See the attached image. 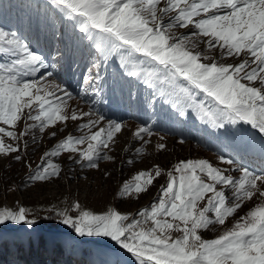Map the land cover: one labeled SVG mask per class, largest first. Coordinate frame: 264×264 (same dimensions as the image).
I'll return each mask as SVG.
<instances>
[{"label":"snow or ice","instance_id":"obj_1","mask_svg":"<svg viewBox=\"0 0 264 264\" xmlns=\"http://www.w3.org/2000/svg\"><path fill=\"white\" fill-rule=\"evenodd\" d=\"M46 3L71 29L53 26L48 56L33 50L18 32L0 26V158L23 162L29 136L33 143L37 131L41 137L46 131L56 137L58 123L66 127L68 121L87 119L78 125L83 135H67L44 153L34 170L28 165V182L61 178L63 169L52 158L62 154L81 170H98L99 161H113L104 150L115 145L126 125L96 108L110 102L106 94H119L123 101L126 92L127 103L146 112L154 113L158 103L168 105L175 120L194 117L229 155L217 157L227 167L196 159L179 161L167 172L159 165L138 172L119 190L121 199L146 194L162 175L167 181L150 207L135 215L114 208L94 214L79 202L72 205L74 216L56 211L59 224L72 235L40 237L42 249L75 254L82 251L80 244L93 243L97 248L89 252L97 259L91 264H125L124 252L136 264H264V168L253 171L240 159L258 152L264 160V0ZM114 58L120 71L110 75ZM78 59L86 62V71L77 95L90 97L88 111L71 109L69 101L76 97L49 79ZM230 59L234 62L227 63ZM156 123L136 127L132 138L141 143L136 156L145 155ZM154 148L164 152L167 145ZM254 198L261 202L230 229L217 238H203V232L224 227ZM27 215L24 207L0 208V227L11 223L35 231L37 222Z\"/></svg>","mask_w":264,"mask_h":264},{"label":"rangeland","instance_id":"obj_2","mask_svg":"<svg viewBox=\"0 0 264 264\" xmlns=\"http://www.w3.org/2000/svg\"><path fill=\"white\" fill-rule=\"evenodd\" d=\"M21 1L22 5L17 0H14V2H11V0H0V3L3 4L2 10H0V26L3 23H10L12 19L11 13L6 6H14L15 8H22L35 13L39 19L40 32L44 35V41H41V45L49 51L50 46L44 44L45 41L54 42L51 40L53 28L49 30L50 23L45 21L47 20V15L51 22L55 21L54 17L49 14L50 11L45 5L36 9L33 2L35 1L36 4L40 5L41 2L39 0H32V3L26 2L27 0ZM22 20L24 23L26 19ZM24 28L25 24L16 26L15 31H23ZM180 31L183 32L185 30L181 29ZM25 35L23 39L33 40V43L36 40L39 42V39L30 30ZM226 62L233 63L234 61L230 59ZM80 63L82 65L79 73L82 74L86 71V62L78 59L76 65H80ZM71 65L74 64L71 63ZM119 71L118 62L114 60L109 65V74ZM60 77L58 75V78ZM56 78L57 76H54L49 79H54L58 83ZM138 91L140 95H144L142 86ZM75 97V99L69 101L71 109L88 111L89 104L86 103V100L90 99V97H85V99H81L79 96ZM160 104L168 111L167 117L163 118V124H158L159 129L155 132L156 135L151 138V144L146 147L145 155L142 157L135 155L134 150L136 147H140L141 143L135 141L132 138V134L135 132L136 127L143 122V119H133L124 123L126 128L121 134H118L115 145L104 150L114 158L113 161H99L100 167L98 170L87 168L81 170L80 165L74 163L68 154H62L60 157L52 158L53 162L59 163L63 169L61 178L43 183L28 182L27 177L30 172L28 165H31V170H34L41 163V157L44 153L51 151L67 135L71 134L77 137L83 135L84 133L78 129V125L86 122L87 118H85V121H68L66 127L58 123L55 129L58 133L56 137H51L47 134V131L41 137V134L37 131V139L33 143L31 136H29L27 138L29 146L24 152L23 162H17L11 157L0 158V208L7 207L11 210H18L19 207H24L28 210L27 218L37 222L35 231L26 230L25 227L11 223L0 227V235L3 237L2 242H0V264H49L48 261L45 262L47 258L50 259V264H91V261L97 258L90 255L89 250L97 248L96 244H80L78 247L82 251L75 254L59 251L45 252L38 245L37 238L39 236L47 237L53 233L63 236L72 235L70 229L59 224V218L55 217L56 211H68L70 215L74 216L76 213L72 210V205L79 202L82 210L92 211L94 214H103L109 208H114L121 214L135 215L139 210L150 207L157 199L160 186L165 185L167 181L166 175H162L154 181L153 186L150 187L146 194H141L139 198L133 195L121 199L119 190L125 182H131L134 175L138 172L150 170L155 165H159L167 172L179 161L196 159H206L213 163L214 166L227 167L226 165H221L217 157L221 154L228 157L229 152L209 135L210 130L207 129V126L200 124L198 120L191 116L186 120H175L170 117V113L174 110L168 105ZM102 111L108 112L105 109ZM161 116L159 115L160 121L162 120ZM144 117L147 120L152 118L150 114H146ZM22 127L23 122L20 123L19 128L22 129ZM62 127H64V130L60 131ZM155 129L156 127L154 126ZM95 130L97 129H93V131ZM160 136H163L164 139L160 140ZM181 140L184 143H181ZM157 143H165L167 149L164 152L156 151L154 146ZM82 147H86V145ZM252 157L254 156L250 153L245 154L240 158L241 163L253 171H260L264 168L263 163L255 165ZM130 158L135 159L137 162L134 165H128L126 161ZM232 174L238 175L236 173ZM228 196H231L230 192ZM260 202L256 198L251 202H247L235 217L230 218L226 222L224 227L217 226L214 230L203 232V238L208 240L217 238L224 231L230 229L240 216H244ZM45 217L48 219H45ZM173 235L178 234L174 233ZM29 239L33 242L31 246L28 243ZM5 242H7V248H3ZM25 250L29 251L30 254L26 255ZM36 251L37 256H33ZM84 257H86L87 261ZM123 259L125 264H136L134 258L126 252L123 253ZM79 261L80 263H78Z\"/></svg>","mask_w":264,"mask_h":264},{"label":"trees","instance_id":"obj_3","mask_svg":"<svg viewBox=\"0 0 264 264\" xmlns=\"http://www.w3.org/2000/svg\"><path fill=\"white\" fill-rule=\"evenodd\" d=\"M39 238H40V236L37 238V243H38V245L40 246V244H39V242H38ZM3 248H7V242H5V243L3 244ZM22 252H23V250H22ZM22 254H24V253H22ZM25 254L28 255V254H30V253H29V251H26V250H25ZM34 255L37 256V251H36V254L33 253V256H34ZM49 260H50V259L47 258V259L45 260V262L48 261V263L50 264ZM26 264H27V263H26Z\"/></svg>","mask_w":264,"mask_h":264}]
</instances>
